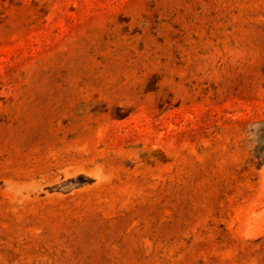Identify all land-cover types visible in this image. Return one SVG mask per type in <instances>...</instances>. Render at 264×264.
I'll use <instances>...</instances> for the list:
<instances>
[{
  "label": "rangeland",
  "instance_id": "1",
  "mask_svg": "<svg viewBox=\"0 0 264 264\" xmlns=\"http://www.w3.org/2000/svg\"><path fill=\"white\" fill-rule=\"evenodd\" d=\"M0 264H264V0H0Z\"/></svg>",
  "mask_w": 264,
  "mask_h": 264
}]
</instances>
